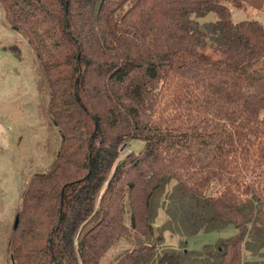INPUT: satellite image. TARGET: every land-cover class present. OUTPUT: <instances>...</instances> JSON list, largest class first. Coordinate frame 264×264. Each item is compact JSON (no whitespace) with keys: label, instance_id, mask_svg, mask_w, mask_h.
<instances>
[{"label":"trees","instance_id":"trees-1","mask_svg":"<svg viewBox=\"0 0 264 264\" xmlns=\"http://www.w3.org/2000/svg\"><path fill=\"white\" fill-rule=\"evenodd\" d=\"M229 5L264 0H0L59 139L21 193L12 264H101L129 228L141 245L113 264H264L228 257L264 255V26L232 22ZM132 140L142 147L118 160ZM227 225L200 251L183 245ZM164 231L182 247L158 251Z\"/></svg>","mask_w":264,"mask_h":264},{"label":"rangeland","instance_id":"rangeland-1","mask_svg":"<svg viewBox=\"0 0 264 264\" xmlns=\"http://www.w3.org/2000/svg\"><path fill=\"white\" fill-rule=\"evenodd\" d=\"M232 22L242 20H257L264 26V9L257 10L248 5L233 7L229 5ZM214 12H208L199 17L200 23L214 21ZM13 45V47H12ZM18 47V52L13 51ZM264 62V56L260 58ZM36 56L23 34L7 23L0 7V264H12L8 250L10 237L13 233V223L18 214L21 193L26 189L34 175L45 172L58 149L57 128L45 108L41 111V97L48 100L37 85ZM143 145L141 140H132L121 151L118 160L127 152H137ZM142 194L136 191L134 205L138 217H142ZM123 221L129 227V214L123 215ZM167 215L160 210L154 222L161 227L167 220ZM141 221V219H139ZM138 221V222H140ZM126 237L121 238L108 249L101 264H113L114 259L124 250L137 247L139 233L131 228ZM235 234L232 225L220 230L202 231L183 238L187 249L200 251L204 245L215 244L220 239ZM164 243L158 251L164 248L179 249L182 247L181 237L163 232ZM145 240V239H144ZM253 251V250H252ZM249 248L240 246L239 251H230L235 262L263 260L264 255Z\"/></svg>","mask_w":264,"mask_h":264},{"label":"water","instance_id":"water-1","mask_svg":"<svg viewBox=\"0 0 264 264\" xmlns=\"http://www.w3.org/2000/svg\"><path fill=\"white\" fill-rule=\"evenodd\" d=\"M17 221H18V217L15 218L14 228H15L16 225H17Z\"/></svg>","mask_w":264,"mask_h":264}]
</instances>
